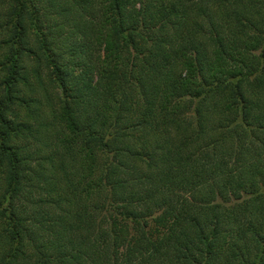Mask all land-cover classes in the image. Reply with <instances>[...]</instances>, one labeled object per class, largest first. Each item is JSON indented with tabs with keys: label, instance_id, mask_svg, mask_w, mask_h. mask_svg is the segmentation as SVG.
Wrapping results in <instances>:
<instances>
[{
	"label": "trees",
	"instance_id": "obj_1",
	"mask_svg": "<svg viewBox=\"0 0 264 264\" xmlns=\"http://www.w3.org/2000/svg\"><path fill=\"white\" fill-rule=\"evenodd\" d=\"M0 264H264V0H0Z\"/></svg>",
	"mask_w": 264,
	"mask_h": 264
}]
</instances>
